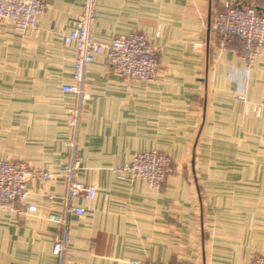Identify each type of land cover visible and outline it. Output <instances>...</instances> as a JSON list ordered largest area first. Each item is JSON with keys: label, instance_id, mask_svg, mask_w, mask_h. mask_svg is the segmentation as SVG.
Instances as JSON below:
<instances>
[{"label": "crops", "instance_id": "0c3cea01", "mask_svg": "<svg viewBox=\"0 0 264 264\" xmlns=\"http://www.w3.org/2000/svg\"><path fill=\"white\" fill-rule=\"evenodd\" d=\"M45 1L37 31L19 32L0 20V158L55 170L69 161L64 143L72 135L68 109L75 105V96L62 91L74 66V49L63 35L82 0ZM225 1L98 0L95 39L144 33L161 68L152 81H132L105 55L88 66L76 174L96 184L97 194L92 201L72 199L86 213L69 215L62 264H250L264 254L259 202L243 199L244 192L260 190L264 176L258 162L245 163L243 146L252 144L259 160L264 46L252 62L240 39L217 48L211 22ZM230 1L264 11V0ZM231 137L240 144L235 155L226 152ZM145 150L173 160L159 188L120 179L115 170ZM65 193L64 178L33 179L28 201L37 210L0 212V264H58L53 244L62 230L47 216L63 212Z\"/></svg>", "mask_w": 264, "mask_h": 264}, {"label": "built area", "instance_id": "2783aa9c", "mask_svg": "<svg viewBox=\"0 0 264 264\" xmlns=\"http://www.w3.org/2000/svg\"><path fill=\"white\" fill-rule=\"evenodd\" d=\"M98 0H82L80 15L71 20L70 30L63 35L66 45L74 49V66L71 81L62 85V91L75 96V105L68 109V124L72 135L64 143L70 151L69 161L51 170L34 167L26 161L0 158V212L8 211L17 216L33 213L37 205L29 202V183L33 179L42 182L64 178L66 193L62 213L50 212L48 219L59 226L62 233L55 239L53 253L62 264L66 247V230L69 215H84L82 205H73L72 199L83 196L92 201L97 194L94 183H85L77 177L76 158L80 135V121L85 102L89 98L85 73L100 55H105L112 69L128 80L152 81L158 75L161 62L152 41L139 31L116 35L108 42L95 39L92 26L96 18ZM47 8L45 0H0V20L9 22L17 31L39 30L40 19ZM218 34L217 48L226 49L236 39L244 43V50L252 62L257 48L264 46V11L255 5L236 4L230 0L223 3L211 22ZM201 45V44H199ZM216 50L212 52L217 57ZM241 99L245 97L241 95ZM172 169V158L158 150L136 152L130 162L115 168L120 179H142L148 185L159 188ZM129 264H164L148 259H132ZM250 264H264V254H255Z\"/></svg>", "mask_w": 264, "mask_h": 264}, {"label": "rangeland", "instance_id": "374dc122", "mask_svg": "<svg viewBox=\"0 0 264 264\" xmlns=\"http://www.w3.org/2000/svg\"><path fill=\"white\" fill-rule=\"evenodd\" d=\"M158 54V53H157ZM159 56V55H158ZM160 59V58H159ZM241 95H243L246 98V94H241L238 96L241 99ZM251 133V129H247V133L245 134L246 136H250ZM245 136V137H246ZM235 137H231L229 138V141H233V142H229L225 147H226V152L231 155H235V152L237 150V146L240 147V144L235 143L234 142ZM249 139V138H247ZM264 140V138H262ZM264 144V143H263ZM244 151L245 153L249 154V156H247V158L244 159L245 163H248L247 165L249 166H253L254 163L256 164L257 162L260 164L261 168L264 167V147L261 145V149L260 151V156H259V160H256L255 158H253V156L251 155V152L255 151L253 148L254 146H252V144H244L243 145ZM172 166H173V160H172ZM244 198L243 199H247V200H251L246 198V196H255V201L259 202L260 205V215L261 217L264 216V176L261 177V186H260V190L258 192H255V194L253 195L252 193H243ZM263 219H261L262 221ZM261 226H264V224H261ZM257 254H262V253H257Z\"/></svg>", "mask_w": 264, "mask_h": 264}]
</instances>
